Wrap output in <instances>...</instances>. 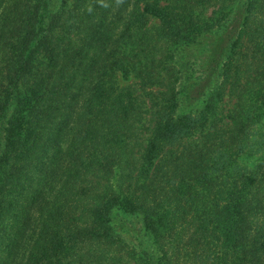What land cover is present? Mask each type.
I'll return each mask as SVG.
<instances>
[{
    "label": "trees",
    "instance_id": "trees-1",
    "mask_svg": "<svg viewBox=\"0 0 264 264\" xmlns=\"http://www.w3.org/2000/svg\"><path fill=\"white\" fill-rule=\"evenodd\" d=\"M0 264H264V0H0Z\"/></svg>",
    "mask_w": 264,
    "mask_h": 264
},
{
    "label": "rangeland",
    "instance_id": "rangeland-1",
    "mask_svg": "<svg viewBox=\"0 0 264 264\" xmlns=\"http://www.w3.org/2000/svg\"><path fill=\"white\" fill-rule=\"evenodd\" d=\"M153 22H155V21H153ZM153 22H152V23H153ZM120 83L123 85V84H126L127 82H124V81L121 79Z\"/></svg>",
    "mask_w": 264,
    "mask_h": 264
}]
</instances>
